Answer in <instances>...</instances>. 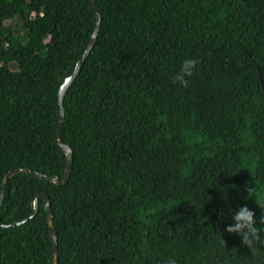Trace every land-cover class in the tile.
I'll use <instances>...</instances> for the list:
<instances>
[{"label":"trees","instance_id":"16d2710c","mask_svg":"<svg viewBox=\"0 0 264 264\" xmlns=\"http://www.w3.org/2000/svg\"><path fill=\"white\" fill-rule=\"evenodd\" d=\"M95 3L94 45L63 97L69 179L15 173L0 221L45 193L58 264H264V245L226 231L242 207L264 228V0ZM95 23L91 0H0V190L19 167L63 178L58 90ZM53 258L40 196L32 219L0 226V264Z\"/></svg>","mask_w":264,"mask_h":264},{"label":"water","instance_id":"95a60500","mask_svg":"<svg viewBox=\"0 0 264 264\" xmlns=\"http://www.w3.org/2000/svg\"><path fill=\"white\" fill-rule=\"evenodd\" d=\"M91 2L93 4L94 10H95L96 23H95V27H94V29L92 31L89 43H88V45H87L82 57L76 62L73 72L69 76L65 77L64 81L61 83V85L59 87V90H58V100H59V106H60V122H59L57 133H56V142L63 149V151L65 153V156H66V160H67V165L65 167L64 176H63V178L61 180H58V177L56 175L48 176V175H46L44 173L38 172V171H36L34 169H30L28 167H19V168H15L13 170H9V171H7L5 173V175L3 177V180H2V186H1V190H0V206H1L3 198H4L7 181H8V179L10 177H12L17 172L23 171V172L33 173V174H35L36 176H38L40 178L52 181V182L57 183V184H65L68 181V179H69L70 171H71V167H72V150H71V148L68 145L62 143L61 139H60L61 127H62L63 120H64L63 97L65 95V92H66L68 86L72 83V81L75 79V77L80 72V69H81V66H82L83 62L85 61L86 57L88 56L89 52L91 51V49H92V47L94 45V42H95V38H96V35H97L98 28L100 26L101 17H100V13L98 11L97 5L95 3V0H91ZM40 196L44 197V199H45V210H46V213H47L49 233H50V237H51V240H52L53 246H54L53 264H58L57 236H56V233H55V230H54V227H53V222H52L53 213H52V209H51V206H50V203H49V197H48L47 194L41 193V194L36 195L34 197V200L32 202L33 212L31 213V215L25 217L22 220L11 222V223H8V224H4V223H2L0 221V226H2V227L17 226V225H20V224L24 223L27 220L32 219L37 213V210H38V198ZM0 212H1V208H0Z\"/></svg>","mask_w":264,"mask_h":264},{"label":"clouds","instance_id":"9594fccd","mask_svg":"<svg viewBox=\"0 0 264 264\" xmlns=\"http://www.w3.org/2000/svg\"><path fill=\"white\" fill-rule=\"evenodd\" d=\"M198 61L193 59L184 60L179 70L173 76L172 82L179 83L183 87H187L189 84L188 78L192 76V73L197 65ZM248 196L254 198L252 193L255 191L253 188H247ZM256 201V200H255ZM258 206L264 210V204L258 203ZM254 213L249 211L247 207H242L239 212L232 218L235 221L234 226H229L226 231L228 233H242V244L246 245L249 250L255 249L258 245H264V238H262V232L264 228L257 227L253 219ZM260 223L264 225V214L261 216ZM167 264H176V260L169 258Z\"/></svg>","mask_w":264,"mask_h":264}]
</instances>
